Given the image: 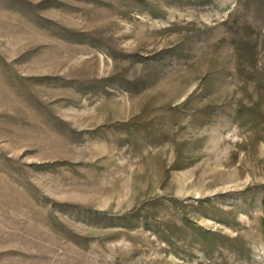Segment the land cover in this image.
<instances>
[{
    "label": "rangeland",
    "instance_id": "1",
    "mask_svg": "<svg viewBox=\"0 0 264 264\" xmlns=\"http://www.w3.org/2000/svg\"><path fill=\"white\" fill-rule=\"evenodd\" d=\"M0 264H264V0H0Z\"/></svg>",
    "mask_w": 264,
    "mask_h": 264
}]
</instances>
